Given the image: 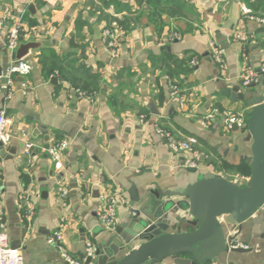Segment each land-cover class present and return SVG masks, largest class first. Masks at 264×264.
Returning a JSON list of instances; mask_svg holds the SVG:
<instances>
[{
	"label": "crops",
	"instance_id": "crops-1",
	"mask_svg": "<svg viewBox=\"0 0 264 264\" xmlns=\"http://www.w3.org/2000/svg\"><path fill=\"white\" fill-rule=\"evenodd\" d=\"M263 17L264 0H0V49L15 22L27 31L49 28L37 39L43 45L28 53L35 67L14 76L6 89L0 82L12 134L6 147L16 148L0 155L4 225L10 243L20 241L23 264H67L48 242L54 232L72 257L83 259L86 241L98 244L138 209L131 188L141 197L152 184L172 190L193 181L183 165L193 152L199 171L238 184L247 179L246 129L229 130L219 118L203 127L200 120L213 110L247 118L245 101L230 100L224 89L241 87L245 71L259 68L264 23L257 19ZM114 22L111 50L104 32ZM211 42L221 51L222 67ZM257 78L251 91L264 93V80ZM80 86L90 94H81ZM150 100L159 115L150 112ZM158 127L176 139L194 136L193 152L172 153ZM45 134L48 145L68 143L61 170L47 152ZM25 141L33 144L29 155ZM112 193L118 204L109 230L98 220L99 197ZM27 207L32 215L26 219ZM226 235L248 250L223 252L209 264H264V211L228 227Z\"/></svg>",
	"mask_w": 264,
	"mask_h": 264
},
{
	"label": "water",
	"instance_id": "water-1",
	"mask_svg": "<svg viewBox=\"0 0 264 264\" xmlns=\"http://www.w3.org/2000/svg\"><path fill=\"white\" fill-rule=\"evenodd\" d=\"M29 8L32 10V6ZM43 43V40L25 41L20 34L13 51L6 46L0 49V73H5L11 61L17 65L25 57L30 68L35 67L28 53ZM51 43L56 45V40ZM51 81L55 82V78ZM253 87L252 83L243 88L224 89L230 100H244L249 108L244 141L250 145L251 154L245 158L249 165L246 182L238 184L213 172L186 167L195 178L182 187L163 190L152 184L141 197L131 188L129 194L131 200L139 202L138 209L133 210L123 226L114 228L113 233L95 245L93 257L85 255L86 264H155L164 259H169L171 264H209L223 252L248 250L230 247L234 235L226 233L228 227L239 228L264 203V93L251 91ZM147 106L153 115H159L151 100ZM45 140L48 148L47 134ZM6 152L15 154L14 144L8 148L0 145V155ZM74 185L72 182L70 186ZM132 241L141 242L131 248ZM10 246L19 248L20 241L13 240Z\"/></svg>",
	"mask_w": 264,
	"mask_h": 264
},
{
	"label": "built area",
	"instance_id": "built-area-1",
	"mask_svg": "<svg viewBox=\"0 0 264 264\" xmlns=\"http://www.w3.org/2000/svg\"><path fill=\"white\" fill-rule=\"evenodd\" d=\"M49 4H55L58 0H44ZM8 17V15L6 16ZM5 19H0V29L4 25ZM260 23H264V17L257 19ZM112 28L105 30L104 37L106 38V45L110 47L112 50L116 47V34H115V27L116 23L112 24ZM114 28V29H113ZM49 29V28H48ZM45 30L44 32H39V30H31L27 31L21 27V23L15 22L13 23L7 33V40L5 46L13 51L18 43V37L20 34L25 36L28 39L37 40L49 32V30ZM174 38H178L179 36L175 33L173 35ZM211 54L213 56V60H215L220 66L222 67L223 58L221 51L217 47L214 42L210 43ZM30 63L29 61L24 58L18 61L17 65H14L13 61L9 64L8 68L6 69L5 73H0V82L1 88H7L13 82L14 76L16 75H25L29 72ZM261 76L264 80V57L261 60L259 71H254L252 68L245 71V73L241 77V87H246L249 84L255 82ZM219 118L221 124L231 130L234 126L238 129L245 130L246 129V120L244 116L240 113H219L217 110H213L207 113L205 116L201 118V125L203 127H208L216 119ZM139 120L143 123L145 122L144 116H140ZM10 120L6 114V109L4 105L0 106V145L6 147L10 144L12 140L11 130L9 128ZM156 132L162 136H164L167 140L168 147L170 151L174 154H180L184 152H193V147L197 144V139L194 136H188L183 139H176L171 134L161 128H156ZM24 136V135H23ZM68 143L65 140H60L58 142H52L48 145L47 152L50 155L54 166L56 169L61 170L63 167L62 165V154L63 151L66 149ZM33 144L29 141H25L23 145V149L26 155H29ZM193 158L184 159L183 165L186 167H198V162L196 161L199 159V154L197 152H193ZM247 180V179H246ZM61 195L66 194L65 189H61ZM100 203L101 209L98 214V220L100 225L105 229H112L115 225V216H116V206L118 204V196L115 194H102L100 195ZM259 210L264 211V203L261 205ZM32 215V208L27 207L24 212V217L27 219ZM4 207H3V197L1 191V182H0V264H23V255L19 248H11L10 246V239L5 230L4 225ZM61 234L59 232H54L49 238L48 242L50 244H54L59 248L61 256L66 261L67 264H86L85 258L81 260H77L72 257L66 248L61 243ZM230 247H242L241 244L238 242H229ZM95 252V245L91 241H86L85 244V255L86 256H94Z\"/></svg>",
	"mask_w": 264,
	"mask_h": 264
},
{
	"label": "trees",
	"instance_id": "trees-1",
	"mask_svg": "<svg viewBox=\"0 0 264 264\" xmlns=\"http://www.w3.org/2000/svg\"><path fill=\"white\" fill-rule=\"evenodd\" d=\"M80 87H81V88H79V91H80L81 94H83V95H85V96H88V95L90 94L88 91L84 90V89H85L84 86H80ZM247 117H248V115H247ZM245 120H246V122H247V118H246Z\"/></svg>",
	"mask_w": 264,
	"mask_h": 264
},
{
	"label": "rangeland",
	"instance_id": "rangeland-1",
	"mask_svg": "<svg viewBox=\"0 0 264 264\" xmlns=\"http://www.w3.org/2000/svg\"><path fill=\"white\" fill-rule=\"evenodd\" d=\"M248 178V177H247ZM244 182H242V184H244L246 182V180H243ZM238 183V182H237Z\"/></svg>",
	"mask_w": 264,
	"mask_h": 264
}]
</instances>
